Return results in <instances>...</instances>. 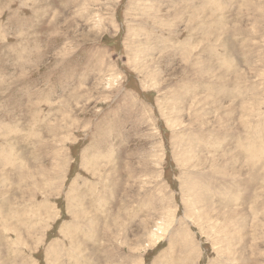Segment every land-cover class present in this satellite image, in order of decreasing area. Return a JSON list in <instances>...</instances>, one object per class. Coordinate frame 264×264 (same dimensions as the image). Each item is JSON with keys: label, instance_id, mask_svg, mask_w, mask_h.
I'll return each mask as SVG.
<instances>
[{"label": "rangeland", "instance_id": "rangeland-1", "mask_svg": "<svg viewBox=\"0 0 264 264\" xmlns=\"http://www.w3.org/2000/svg\"><path fill=\"white\" fill-rule=\"evenodd\" d=\"M0 264H264V0H0Z\"/></svg>", "mask_w": 264, "mask_h": 264}, {"label": "bare ground", "instance_id": "bare-ground-1", "mask_svg": "<svg viewBox=\"0 0 264 264\" xmlns=\"http://www.w3.org/2000/svg\"><path fill=\"white\" fill-rule=\"evenodd\" d=\"M154 236H155V234H154Z\"/></svg>", "mask_w": 264, "mask_h": 264}]
</instances>
